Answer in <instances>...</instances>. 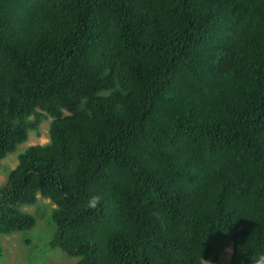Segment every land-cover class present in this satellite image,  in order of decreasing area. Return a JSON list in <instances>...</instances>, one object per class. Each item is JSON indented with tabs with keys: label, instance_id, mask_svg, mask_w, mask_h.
Returning a JSON list of instances; mask_svg holds the SVG:
<instances>
[{
	"label": "trees",
	"instance_id": "1",
	"mask_svg": "<svg viewBox=\"0 0 264 264\" xmlns=\"http://www.w3.org/2000/svg\"><path fill=\"white\" fill-rule=\"evenodd\" d=\"M46 116L0 234L41 195L76 264H264V0H0V161Z\"/></svg>",
	"mask_w": 264,
	"mask_h": 264
},
{
	"label": "rangeland",
	"instance_id": "2",
	"mask_svg": "<svg viewBox=\"0 0 264 264\" xmlns=\"http://www.w3.org/2000/svg\"><path fill=\"white\" fill-rule=\"evenodd\" d=\"M52 118L46 116L38 129L29 130L28 139L18 145L13 156L20 154L31 145L45 144L50 139V125ZM12 170V159L0 163V188L6 185L8 175ZM21 211L34 217V224L24 230L8 234H0V264H76L78 256H72L59 247H52L51 241L57 231L54 219L56 205L48 198H38L32 204L22 205ZM233 249H226L217 262L203 261L202 264H228Z\"/></svg>",
	"mask_w": 264,
	"mask_h": 264
},
{
	"label": "crops",
	"instance_id": "3",
	"mask_svg": "<svg viewBox=\"0 0 264 264\" xmlns=\"http://www.w3.org/2000/svg\"><path fill=\"white\" fill-rule=\"evenodd\" d=\"M13 153L9 154L6 158H4L3 160H1L0 163H3L7 159L10 158V159H12V169H14L17 166L18 162H19V158H18L19 157V154L16 155V156H13L14 155Z\"/></svg>",
	"mask_w": 264,
	"mask_h": 264
}]
</instances>
